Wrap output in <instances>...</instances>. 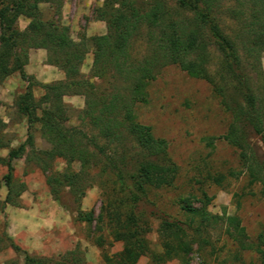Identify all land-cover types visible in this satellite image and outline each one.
I'll return each mask as SVG.
<instances>
[{
  "label": "rangeland",
  "instance_id": "1",
  "mask_svg": "<svg viewBox=\"0 0 264 264\" xmlns=\"http://www.w3.org/2000/svg\"><path fill=\"white\" fill-rule=\"evenodd\" d=\"M60 1L58 13L49 5H42V19L68 27L73 41L83 43L84 37L90 39L108 33L107 20L113 0ZM234 1L219 0L215 12L222 30L232 39L236 38L238 24L229 18L227 10L236 7ZM166 3L168 23L174 21L187 32L194 28L192 15L176 9L170 0ZM29 24L30 19L22 16L17 26L24 32ZM89 32L95 35L89 37ZM151 33L155 35L154 41ZM159 33L157 28L141 26L129 48L130 59L135 64L154 56L155 50L160 58L154 68V78L146 87L148 103L135 101L127 78L115 73L111 77L116 86L110 87L104 80L93 84L98 98L116 95L131 104L133 121L149 127L156 140L165 142L163 152L147 156L129 132L126 121L114 129L116 138L99 137L94 126L82 119L87 98L73 87L63 96L65 116L58 126L87 136L82 138L87 145L83 148L90 153L95 149L92 142L97 138L106 155L115 157L122 165L124 161L137 167L141 161L148 160L174 169L169 184L148 188V200L155 210L183 223L187 235L184 240L192 250L168 262L160 260L159 264H264V168H260L264 163V143L250 129L245 131L251 151L246 144L241 150L226 138L237 124L233 111L240 107L246 109L248 95L250 100L254 99L264 133V51L249 55L244 44L236 42L241 64L240 77L234 81L226 73L222 54L203 36L199 40L200 49L189 52L185 60L201 61L197 57L200 52L208 78H192L179 64L164 56L162 49H156ZM88 47L92 50L90 43ZM36 50L47 51L29 48L28 52ZM45 63L48 67L38 74L45 79L55 77L52 71L55 66L48 63V52ZM8 67L13 68L12 57ZM36 68L39 67L33 65L35 73ZM92 68L93 52L90 51L81 67V81L90 79ZM28 76L35 85L37 102L45 95L41 85L59 83L44 84L35 74ZM26 87L27 83L17 72L5 78L0 76V143L3 145L0 148V264H121L126 243L115 239L119 228L113 223L112 226L107 215V210L113 212L121 203V195L115 194L112 176L103 169V157L90 156L91 164L86 168L77 161L68 163L61 157L44 156L43 152L51 150L54 142L48 140L41 123H35L32 130L35 150L27 148L12 162L13 193L7 201L9 191L4 177L8 174L9 151L25 143L28 134L27 119L17 107ZM52 100L44 102L41 108L51 107ZM120 113L125 115L124 110ZM38 115L41 116L40 111ZM74 142L79 145L78 139L74 138ZM243 151L256 159L255 163H249V168L262 179L260 182L251 183L249 168L241 158ZM51 177L58 178V182L51 185ZM58 183L63 185L56 188L59 198L52 193ZM203 209L207 220L190 212ZM88 213L94 216L91 223L81 219V215ZM101 215H104L103 221ZM229 218L239 222L238 231L229 223ZM160 226V221L151 217L131 224L146 247L135 264H155V256L163 255L165 240Z\"/></svg>",
  "mask_w": 264,
  "mask_h": 264
},
{
  "label": "trees",
  "instance_id": "2",
  "mask_svg": "<svg viewBox=\"0 0 264 264\" xmlns=\"http://www.w3.org/2000/svg\"><path fill=\"white\" fill-rule=\"evenodd\" d=\"M170 1L174 3L176 9L192 15L195 26L189 32L181 29L179 24L174 21L168 23L169 11L166 7V0H113L112 12L109 13V20H107L108 33L90 39L84 37L83 43H76L71 39L68 27L55 25L53 22L42 19L41 6L49 5L58 13L61 9L60 0L0 1V76L5 78L12 72H17L21 80L27 83L24 94L17 101V107L27 119L28 134L25 143L19 148L9 151L6 164L8 174L4 177L9 191L7 201L10 200L13 193V189H11L12 162L19 159L27 148L31 151L35 150V138L32 130L35 123H41L48 140L54 142L51 150L43 152L44 156L48 158L61 157L68 163L77 161L86 168L91 164L90 156L103 157V169L112 176V183L116 187L115 194L121 195V203L114 208V211L107 210L110 223L119 228H117L115 239L123 240L126 243L125 250L121 255V264H135L142 252L146 251L143 241L137 238V232L131 229V224H136L141 218L146 217L160 221V233L165 240L163 255L155 256V264H159L160 260L168 262L179 258L182 253L190 254L192 249L187 246L184 240L187 235L183 223L155 210L148 200V188H161L169 184L174 169L162 167L148 160L141 161L142 163L137 167L130 166L124 161L125 165H122L115 157L106 155L103 148L97 144V138L96 141H90L96 149L92 153L83 148L87 145L82 142V138L86 139L87 136L80 135L81 133L74 129L67 130V128L63 129L58 126L59 120L64 119L65 116L63 96L66 91L73 87L78 93L83 92L82 94L87 98V108L82 119H87L94 126L99 137L116 138L114 129L126 121L129 122V132L134 135L140 147L147 152V156L148 154L154 155V152L157 154L164 151L165 142L156 140L149 127L133 121L131 104L119 100L116 95L106 99L98 98L96 85L93 84L96 80H104L110 87H114L117 82L112 80L111 74L115 73L127 78L126 82L131 84L135 101L142 104L148 103L146 87L154 78V68L160 58L157 57V50H155L154 56L145 59L140 64H135L130 59V43L141 26L146 25L149 29L157 28L161 31L160 37L157 34L156 49H162L165 52L164 56L179 64L181 69L192 78H208L203 69L204 59L200 58V52L197 53V57L201 61L185 60L189 52L200 49L202 43L199 40L203 36L207 40L209 39L222 54L226 63V73L234 81L240 77L241 64L236 42L244 44L249 55L251 53L259 55L264 51V0H235L236 7L227 10L229 18L238 24V30L234 33L236 34L235 39L224 33L219 19L216 17L215 12L219 8L216 5L219 0ZM22 16L30 19V24L24 32H21L17 26L18 20ZM153 35L151 33L152 41H154ZM89 43L92 50L88 47ZM29 48L47 50L48 63L63 71L66 77L65 83L59 82L54 86L41 85L45 95L38 102L34 96L35 85L24 69L29 59ZM202 49L204 51L203 47ZM90 51L93 52L92 73L90 79L81 81V67ZM11 57L13 68L10 70L8 64ZM250 98L248 95L246 109L240 107L233 111L237 124L226 137L233 146L241 150L245 149L246 144L249 151L251 148L247 145L246 129H250L254 136H261L264 143L261 121L256 114L254 99L250 100ZM50 99H53L51 107L42 109L41 105ZM121 110L125 111V115L120 113ZM39 111L41 112L40 117ZM74 138L78 139L79 145H76ZM2 147L3 145L0 143V148ZM241 158L248 168L249 163L256 162V159L249 155L248 151L247 153L243 151ZM261 166L260 168H264V163ZM127 167L130 168L128 171ZM260 168L258 170H261ZM249 171L252 184L262 180L256 176L253 169L249 168ZM77 177L74 179L77 180ZM54 182H58V178L51 177L50 184L52 185ZM58 184H55L56 187L52 189V193L56 197L60 194L56 188L63 187L61 183ZM100 186L102 185L100 184ZM76 202H79V198ZM204 210H191L190 212L195 215L199 214L205 219L207 213ZM122 217H125L123 221H121ZM93 218L92 213L81 215V219L88 223L93 222ZM100 219L103 221L104 215H101ZM228 221L234 225L237 231L239 230V222L236 218H229ZM100 244L102 245V242L99 243V246ZM26 259L32 262L29 257Z\"/></svg>",
  "mask_w": 264,
  "mask_h": 264
},
{
  "label": "crops",
  "instance_id": "3",
  "mask_svg": "<svg viewBox=\"0 0 264 264\" xmlns=\"http://www.w3.org/2000/svg\"><path fill=\"white\" fill-rule=\"evenodd\" d=\"M94 35L95 34L93 32L92 33L89 32V37H92ZM98 35H103V34L101 33V34H98ZM46 60H47V51H44V50L31 51L29 53V64L27 66H25V72H26V74L27 75L35 74L36 79L39 82H43L44 84H48V83H51V82H61V81H64L66 79L64 72L63 71H60L56 67H53L52 68V71L54 70L53 72L55 74V77H50L48 79H45L44 76L41 77L38 74V72L40 73L41 71H43L45 67L46 68L48 67L46 65V63H45ZM33 65H36V67H39V68H36V72L37 73L34 72ZM29 66H31V67H29Z\"/></svg>",
  "mask_w": 264,
  "mask_h": 264
}]
</instances>
